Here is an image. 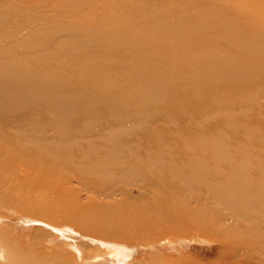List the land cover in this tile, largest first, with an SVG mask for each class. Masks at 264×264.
<instances>
[{
    "label": "bare ground",
    "instance_id": "6f19581e",
    "mask_svg": "<svg viewBox=\"0 0 264 264\" xmlns=\"http://www.w3.org/2000/svg\"><path fill=\"white\" fill-rule=\"evenodd\" d=\"M7 11L0 6V20L14 19ZM41 15L27 13L25 37L13 42H37L24 57L38 61L23 66L0 56V203L26 188L27 199L12 202L22 218L16 226L47 230L56 245L39 242L11 259L2 224L7 264H264V154L251 142L233 149L207 139L187 145L170 127L182 116L152 109L178 96L177 87L221 95L240 92V82L264 81L257 60L264 33L225 37L195 25L192 35L169 32L179 41L173 48L139 45L146 55L120 57L107 47L129 50L127 35L42 28L36 24L51 18ZM259 96L253 91L251 102ZM70 178L88 194L75 205ZM34 192L50 204L31 199Z\"/></svg>",
    "mask_w": 264,
    "mask_h": 264
},
{
    "label": "rangeland",
    "instance_id": "374dc122",
    "mask_svg": "<svg viewBox=\"0 0 264 264\" xmlns=\"http://www.w3.org/2000/svg\"><path fill=\"white\" fill-rule=\"evenodd\" d=\"M81 1H83L82 4L78 5L71 4L70 0H0V6L8 10V15L14 16V19L8 20L9 22L0 20V50H2L0 56L14 61L16 64L21 62L23 66H25L24 62L28 65L32 61L39 60L38 55L29 58L24 57L34 52L32 46L37 43H34V40L29 39L22 46H15L13 43L25 37L23 35L25 32L22 31L24 28L21 25H25V15L35 11L39 12V17L42 16L41 13H48L51 18L47 23H43L41 20L36 24L42 28H48L49 25L68 26L78 31L127 35V41L131 44L127 47L129 50L113 43H111L112 46L107 47L112 49V52L118 53L120 57H129L139 53L145 54L141 52L139 45H144V48L172 47L179 41L172 39L169 32L179 31L185 35H192L191 27L193 28L195 25L214 27L223 32L222 35L225 37L233 34L253 36L264 33V0ZM185 37L190 38L189 36ZM195 38L198 44L208 43V41L214 43L209 36ZM213 45L223 47L230 52L233 51L232 47H226L217 41ZM10 46L14 49L13 52H8L7 49ZM104 49L90 47L88 51L103 50L101 52L105 53L107 50ZM42 50L44 49L42 48ZM54 52L60 55L63 51L57 48ZM167 53V55L173 54V50ZM184 53L190 54L192 52L184 51ZM251 59L252 57H250ZM257 60L264 63V53ZM98 61L96 64H101ZM52 64L55 66V63ZM106 64L111 65L110 62ZM227 81L228 85L233 84L231 80ZM167 86L171 89L172 84ZM103 88H106V85H103ZM178 88L181 87L175 88L179 97L171 96V94L162 104H154L152 109H161L169 113L175 112L182 116L181 119L173 121L170 127H173L177 136L179 134L184 135L187 145L195 146L199 140L207 139L215 146H228L233 149L236 145L251 142L253 152L264 154V81L257 83L240 82L238 84V88L241 89L240 92L227 90L221 95L184 93ZM256 90L260 92V96L258 100L251 102L250 94ZM167 137L175 138L174 135ZM69 182L75 188V195L71 198L75 205L77 199H80L79 196L85 198L88 194L81 190L82 188L78 187L77 189L75 179L70 178ZM11 184L14 185V182ZM12 185L10 189H12ZM26 194H29L26 188L10 191L6 197H3V203H0V225L3 224L1 227L6 226L3 227L1 233H7L11 238L13 248L12 252L10 251L8 254L11 259H13L14 253H27L39 242H47L49 247L56 245L53 242L48 243L50 232L47 230L38 235L37 231L31 230L33 225L27 226L28 229L24 226H16L20 225L22 218L14 213L18 206L12 202L18 198L27 199ZM31 199L38 202L46 201L48 198L39 196L34 192ZM49 202L51 201L48 199V204H50ZM60 206V204L48 205V210H57ZM191 220L194 221L193 218ZM170 227L172 226L164 229ZM19 231L20 233H17ZM54 238L56 239V237ZM0 264H7L1 255Z\"/></svg>",
    "mask_w": 264,
    "mask_h": 264
}]
</instances>
